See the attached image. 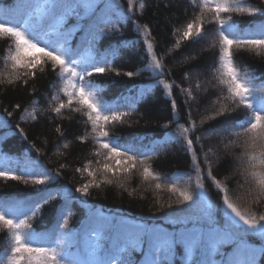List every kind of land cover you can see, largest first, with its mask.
<instances>
[{
    "label": "snow or ice",
    "instance_id": "1",
    "mask_svg": "<svg viewBox=\"0 0 264 264\" xmlns=\"http://www.w3.org/2000/svg\"><path fill=\"white\" fill-rule=\"evenodd\" d=\"M189 3L198 11L184 25L172 29L176 39L167 52L188 42L198 43L206 37L210 25L214 38L209 47L216 49L218 55L213 59L211 79L200 80L198 70L185 71L183 80L189 81V86L182 87L164 79L165 65L155 51L147 25L133 21L148 58L144 69L121 73L113 64L118 50L100 52L95 47V42L104 35L121 31V23L131 15L137 11L142 15L147 0H127L126 9L119 0H0V41L9 43L0 84L19 82L27 86L38 75L44 76L46 70L54 73L58 81L53 84L56 91L48 99V107L40 109L38 102L32 101L31 111L24 108L21 120H36L41 112L54 113L58 118L66 110L80 113L86 117V131L76 139L81 142L91 139L96 145L95 161L88 160L82 168L75 169L88 179L74 191L63 185L51 187L59 184L61 169L67 165L61 164L58 169L41 165L38 170L36 162L27 157L23 161L7 155L0 158V179L44 189L41 192L36 188V199L0 195V231L10 240V248L0 257L2 264H176L178 259L180 264H261L264 258V210H261L264 209V83L257 84V78L248 69L241 71L236 54L247 51L264 55V20L253 22L258 16L264 17V6L249 0H189ZM241 16L251 18L248 27H241L238 19ZM72 17L76 23L69 25ZM85 20L86 25L82 23ZM77 31L85 35L74 46L72 41ZM195 58L185 56L183 62L190 63ZM141 70H149L160 78L156 83L169 95L174 114L178 105L171 96L172 90L179 88L184 96L186 123L180 124L175 119L166 121L162 127L168 129L175 123V130L166 139L155 142L151 151L158 156L157 147L182 141L185 151L191 154L190 172L177 171L164 177L149 162L153 156L138 151L134 142L120 144L119 137L109 131L110 126L123 125L135 105H127L128 110L124 111L105 100L103 90L93 80L94 74L112 72L133 77ZM30 91L35 94L37 89L33 85ZM20 108L19 103L13 106V110ZM193 108L202 111L199 125L193 119ZM241 110L243 114L229 123V117ZM4 113L7 117L13 115L6 108ZM209 121H215L227 132V136L218 135L215 150L212 146L205 149L201 143L203 137L197 135L200 130L208 132L204 126ZM5 123L0 120V125ZM16 128L24 135L19 124ZM54 131L61 138L65 136L60 124ZM68 146L64 144L65 148ZM225 157H230L233 171L221 181L213 174L212 160L219 162ZM13 163L16 168L9 167ZM133 174H138L145 183L155 182V190L166 189L170 197H175L166 205L170 210L165 213L166 227L130 221L88 206L84 198L91 188L113 184L110 177ZM206 180L218 191L222 201L219 218L217 207L205 189ZM232 180L239 190L235 192L236 199L243 192L248 206L240 207L233 199L229 184ZM74 193L81 195L76 197ZM57 197L64 200L65 207L58 213L56 228L37 233L32 221ZM72 200H79L87 209L78 231L70 226L74 213L68 210V204ZM173 204L180 207L173 208ZM254 237L259 243H250ZM225 245L231 246V252L224 250ZM178 250H182L179 256ZM134 252L141 253L143 259L134 260Z\"/></svg>",
    "mask_w": 264,
    "mask_h": 264
},
{
    "label": "trees",
    "instance_id": "2",
    "mask_svg": "<svg viewBox=\"0 0 264 264\" xmlns=\"http://www.w3.org/2000/svg\"><path fill=\"white\" fill-rule=\"evenodd\" d=\"M249 2L264 6L262 0H249ZM119 3L125 9L127 8V0H119ZM194 11H198V9L194 10L190 6L189 0H147V7L142 15L139 11L135 15H131L129 19L121 23V31L104 35L95 42V47L100 52L117 49L118 52L113 64L121 73L144 69V66L148 63V58L145 55L143 39L133 24V21H137L141 26L147 25L151 32V38L155 43V51L158 56L162 57L165 65L166 75L164 79L166 81H175L182 87H188L189 81L183 80V76L185 71L189 70H198L200 72L199 79L202 81L211 79L213 76L212 69L215 66L213 59L218 55L216 49L209 47L214 38L213 26H207L208 34L198 43L188 42L175 51L167 52L176 39L172 34V29L181 27L192 19ZM238 19L241 21V27H248V22L251 20L246 16L238 17ZM262 20H264V17L258 16L253 22L260 23ZM69 23L75 24L76 19L74 18V21L72 20ZM82 23L86 25L87 21H82ZM74 37H76V40L81 38V31H77ZM72 43L74 44L73 41ZM8 48V42L0 41V73L5 71L4 60L9 54ZM185 56H195L196 58L190 63H184ZM236 63L242 72L248 69L254 73L257 84L264 83V55L256 56L254 53L247 51L239 52L236 54ZM169 69L171 70L170 74H168ZM157 79L160 78L154 77L149 70H141L139 75L133 77L123 74L117 76L112 72L94 74L93 76L95 84L103 90V98L116 104L119 110L126 111L128 110L127 105H135V110L125 118L123 125L110 126V133H114L119 137L118 142L120 144L134 142L138 151H146L149 156H153V159L149 162L157 172L167 178L177 171L190 172L191 154L185 151L182 141L157 147L158 156H154L151 149L155 142L166 139L167 134L175 130V123L170 128L164 129L162 125L166 121L175 119L180 124L186 123L187 109L183 106L184 96L180 94L179 88H175L172 90L171 96L177 100L178 111L174 114L171 99L165 89L156 83ZM194 80L195 77H193V82ZM53 84H58V81L55 74L50 70H46L44 76L38 75V78L27 86L19 82L14 85L0 84V120L6 121L5 124L0 125V153L14 159L27 156L49 169H58L61 164L67 165V167L61 169L59 184H53L51 187L56 188L63 185L74 191L77 186L88 179L86 174L82 177L81 173L76 172L75 169L82 168L88 160L95 161L96 159L93 154L96 145L92 140L81 142L76 139L77 136L84 135L86 131L84 123L86 117H83L80 113L66 110L62 118L56 117L54 113L41 112L36 120L30 118L21 120L24 108L27 107L31 111L32 101H37L40 109L48 107L47 101L51 94L56 91ZM33 85L37 89L35 94L30 91ZM211 91L216 92L215 89ZM211 98L215 99V95H212ZM17 103L21 105V108L13 110V106ZM5 108L13 112L11 117L6 116L4 113ZM242 114V110L233 113L229 117V123L235 122ZM201 115L202 111L198 112L193 108V119L196 120L198 125ZM17 124L24 130V135L19 133L16 128ZM57 124H60L65 132L63 138L54 131ZM204 128L208 129V132L200 130L197 135L203 137L201 143L205 149L212 146L215 150L218 135L227 136V132L222 131L215 121H209ZM87 130L90 131V126H87ZM209 133L213 134L209 135ZM226 142L227 140H225ZM65 143L69 145L67 148L64 147ZM197 148L199 149V145H197ZM212 164L213 174L221 181L226 176L231 175L233 171L230 157H225L219 162L213 159ZM201 166L204 167L203 163ZM16 167L17 165H12V168ZM93 167H96L95 163ZM17 174L21 173L17 172ZM110 178L113 179V184H102L99 188L89 190L90 194L84 198L89 207L134 222L167 226L168 217L165 213L170 210L166 205L170 199L174 200L175 197H170L166 189L155 190V182L145 183L138 174H133L131 177L118 175ZM121 183H123V187L120 186ZM161 183L163 184L164 181H161ZM229 184L233 188L231 194L238 206H248V198L243 192H241V198L236 199L235 192L239 190L235 189L234 180L229 181ZM37 187L41 189V192L44 191L42 186L24 185L14 180L0 179V195L3 196L11 195L18 199H36ZM133 189L135 191L132 195H129L128 193ZM205 189L209 198L217 207L218 218L221 217L222 201L218 198V191L207 180L205 181ZM74 195L80 197L81 194L74 193ZM162 205L163 208H161ZM64 207L65 202L60 197L46 205L32 221L35 231L43 233L56 228L59 219L58 213ZM177 207L180 206L173 204V208ZM68 210L74 213L70 218V226L74 231H78L87 215V209L79 200H72L68 204ZM250 243H259V239L254 237L250 240ZM6 248H10V240L7 239L6 233L0 231V257H3ZM224 250L231 252L232 248L230 245H225ZM181 254L182 250H178V256ZM133 259L139 262L143 259V256L139 252H134ZM0 264H2V260H0ZM176 264H180L179 259ZM261 264H264V258H262Z\"/></svg>",
    "mask_w": 264,
    "mask_h": 264
},
{
    "label": "rangeland",
    "instance_id": "3",
    "mask_svg": "<svg viewBox=\"0 0 264 264\" xmlns=\"http://www.w3.org/2000/svg\"><path fill=\"white\" fill-rule=\"evenodd\" d=\"M2 156H3V155H0V158H2ZM24 158H25V157H23V158L21 159V161H23ZM28 159H29V158H28ZM32 161H33V160H32ZM34 162H35V161H34ZM36 166H37V169L39 170V166H40V165H39L37 162H36Z\"/></svg>",
    "mask_w": 264,
    "mask_h": 264
},
{
    "label": "bare ground",
    "instance_id": "4",
    "mask_svg": "<svg viewBox=\"0 0 264 264\" xmlns=\"http://www.w3.org/2000/svg\"><path fill=\"white\" fill-rule=\"evenodd\" d=\"M51 229H53V228H51Z\"/></svg>",
    "mask_w": 264,
    "mask_h": 264
}]
</instances>
